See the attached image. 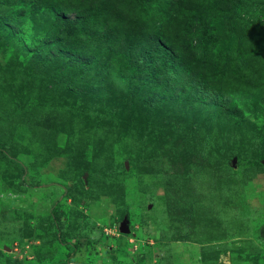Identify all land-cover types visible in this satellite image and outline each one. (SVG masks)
<instances>
[{
    "label": "rangeland",
    "instance_id": "1",
    "mask_svg": "<svg viewBox=\"0 0 264 264\" xmlns=\"http://www.w3.org/2000/svg\"><path fill=\"white\" fill-rule=\"evenodd\" d=\"M5 3L0 264H65L73 249L72 264H264V0ZM57 8L70 19L84 12L87 47L43 60L32 44ZM203 9L252 12L250 28L236 31L247 72L220 75L223 53L206 61L207 46L177 52ZM152 29L168 59L182 57L169 92L139 81L127 88L151 75L137 59ZM56 71L71 81L49 86ZM194 82L217 99H196Z\"/></svg>",
    "mask_w": 264,
    "mask_h": 264
},
{
    "label": "trees",
    "instance_id": "2",
    "mask_svg": "<svg viewBox=\"0 0 264 264\" xmlns=\"http://www.w3.org/2000/svg\"><path fill=\"white\" fill-rule=\"evenodd\" d=\"M3 1L4 3L7 2L5 3V5H8V2L11 0ZM58 10L59 9L57 8L56 15H54L52 12L49 13V18L52 21L44 26V28L39 32L36 38L35 45L32 44L33 52L41 56L45 55L44 52L46 53V55H48L44 56V58H42L43 60H50L55 56H60L64 60L70 59L71 57L67 53L66 49L73 44L81 47H87L86 40H88V38L82 37V31L80 30V27L84 20V12L80 11V14L76 18L70 19L64 15L66 14L65 12H60L57 14ZM222 11L223 10L218 11L217 14L215 12H210L208 9H203L202 11H200L193 21L192 36L190 38L191 40L186 45L188 49L185 51L179 49L177 50V52H185V55H189L193 53V48L195 47V45L199 44L202 51L205 49V46H207L210 52L207 55L206 61L210 58L212 50L223 53L222 62H224L223 64H225L226 66H223L222 64V67H218V70L222 69V73H220V75L223 76V72H229L233 68H240L242 69V71L247 72L251 65L246 61V55L242 49L244 37L241 32L238 33L236 31L239 30L240 26L242 27V29L250 28L251 21H254L252 16L253 14L248 10H238L236 11V13L222 18ZM153 22H155V19ZM257 24L259 26L262 25V23L259 21ZM223 29L225 30V33H223ZM152 34V43L149 42V49L142 48V53L138 54L139 58L137 59V69H144L142 72H148L151 70V72H149V74L151 75H144L146 78L142 77L143 79L130 80V82L128 83L129 87L127 88H135L136 81H139L142 82L141 84H139L140 86H142V84L148 83L151 85V87L155 85L158 86L157 88H159L160 90L163 89L162 91L169 92L171 91L169 90V88L171 87H169L168 85H171L173 83L177 85L176 83L178 82V78L175 77V74L172 70V68L174 67H171V65L172 63L178 62V60H182V57H172V61L168 59L164 55L166 54L165 51L168 50V48L165 47L163 43L165 42L163 40L165 38L157 35L153 29ZM208 35L211 38L208 37ZM96 36L98 38L105 37V35L101 34H98ZM92 40L95 41V38ZM141 43L143 42L140 38V41H137L136 46ZM202 51L200 54L193 57L201 58V55L203 54ZM149 62H153L155 67L153 68L148 66L147 63ZM83 68L84 67L77 66L78 71H81ZM64 74L65 73L61 74L56 71L54 74L47 78L46 83L49 84V86L59 88L58 86L62 83L71 81L69 80L71 79V76H67ZM248 74H250V71ZM225 78L227 79V76H225ZM192 88L196 99H217V97H213L216 96L215 92L212 93L208 87L202 85L200 82H194ZM67 89L68 88H65L63 91H66ZM190 91L191 90L189 88V92ZM127 99L128 97H123V100L125 102L127 101ZM157 99L158 97H153V99L148 98L147 101H155L157 103H155L154 105H158V102L161 101H157ZM73 244L74 248H77V243L75 242ZM74 252L75 249H73L71 252L66 253V258L64 259L65 264H72L69 259L72 257V254Z\"/></svg>",
    "mask_w": 264,
    "mask_h": 264
},
{
    "label": "water",
    "instance_id": "3",
    "mask_svg": "<svg viewBox=\"0 0 264 264\" xmlns=\"http://www.w3.org/2000/svg\"><path fill=\"white\" fill-rule=\"evenodd\" d=\"M233 163H235V162L233 161ZM119 229H120V231H121L122 233H126L127 230H128L127 225L124 224V222L122 223V226H120Z\"/></svg>",
    "mask_w": 264,
    "mask_h": 264
}]
</instances>
